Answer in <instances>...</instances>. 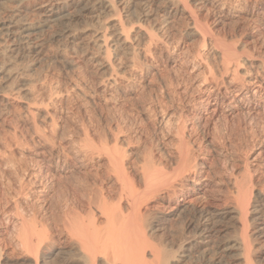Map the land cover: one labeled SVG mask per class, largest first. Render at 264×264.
<instances>
[{
	"label": "bare ground",
	"instance_id": "1",
	"mask_svg": "<svg viewBox=\"0 0 264 264\" xmlns=\"http://www.w3.org/2000/svg\"><path fill=\"white\" fill-rule=\"evenodd\" d=\"M212 14L263 33L264 0H0V80L9 82L0 84V122L10 120L16 108L4 93H11L15 81L26 87L35 63L50 53L64 69L92 66L107 73L97 83L104 103L116 99L124 82L134 78L137 58L157 77L159 71L148 59L153 55L150 45L161 39L167 50L162 39L174 30L200 38L204 48L186 56L181 67L180 59L169 63L194 78L200 69L211 76L209 82L194 85L206 95L204 114L150 109L142 128L133 122L135 128L130 127L128 115L121 112L119 120L76 124L66 134L50 125L57 111L41 113L30 103L17 105L23 117L36 120L42 115L44 120L43 125L32 122L38 140L25 142L40 144V150L24 155L22 164L9 163L15 184L10 179L6 186L0 184V264H264V180L251 185L245 179L258 153L243 161L245 175L239 180L232 176L227 150L219 153L222 163L215 172L210 165L218 152L201 160L205 149L195 143L199 120L253 115L258 109L245 102L248 94L263 98L264 111V73L249 68L238 72L237 64L246 65L248 57L240 58L232 48L206 50L213 44L203 34ZM233 35L225 38L232 40ZM250 36L245 52L258 50L264 57V34L260 42L259 34ZM215 54L221 59L219 68L209 60ZM67 83L79 90L78 82L68 78ZM220 95H231L222 109ZM47 122L50 132L43 130ZM139 141L144 145L141 157L132 145ZM3 163L2 168L7 166ZM202 168L207 177L219 173V181L229 186L226 193L210 195L209 178L201 180ZM198 189L204 200L199 201ZM193 192L197 196L190 198Z\"/></svg>",
	"mask_w": 264,
	"mask_h": 264
},
{
	"label": "rangeland",
	"instance_id": "2",
	"mask_svg": "<svg viewBox=\"0 0 264 264\" xmlns=\"http://www.w3.org/2000/svg\"><path fill=\"white\" fill-rule=\"evenodd\" d=\"M209 21H210L208 24L209 29L208 28L205 29L204 33H203L204 36L207 39H210L213 43L212 45H209L210 47L209 46L208 47L206 46L207 48L205 47L208 52L212 51L213 50L212 48H216V49L220 50L222 46L232 48L235 50L236 54L238 53V56L240 54V56H239L240 58H242L243 55L245 57H248V59H247L248 62L246 65L240 64L243 67H241L239 64H237L238 70H239L238 72H241L242 69H244V68L245 69L249 68L251 73H256V72H257V74L258 73H264L263 72L264 71V57H262V54L260 53L261 55H259V53H257L258 50L250 51L251 53H249V54H247L245 52V50L247 49V47L251 43V36L250 35L251 34L253 35V33L259 34V36H257V37H258V40L260 38V40H259V42H260L261 38L263 37L262 35L264 34V30H263L262 35H260L261 34L260 32L258 33V31H256L252 26H249V25L246 27H242L244 29L243 30L242 28H240L241 27L240 25H242L241 21H239V20L235 21V19H234V21L232 22L229 19H224L223 17L219 16V14H212L210 16ZM174 31H172L170 33L171 35L168 34L169 36L167 35L165 38L162 39V41L166 40L163 42H167L169 44V47L167 50L163 49L164 48L163 44H162L163 48H161V46H160L161 45L160 44L161 39H159L158 41H156L154 43H151V45H150L153 55H156V53L158 54L157 58H155L153 55L150 56L151 58H148L149 61L152 62L156 66L157 71H159V72H157L158 73L157 77L156 76L151 77L150 76L151 73L149 72V70L146 67H143L142 63L137 58L138 60L136 59V62L134 64V67L136 69V71H134V78L128 80V82L125 81L123 84L124 87H122L123 91L118 93L119 94V95L117 94L118 96L116 95V97H117V98L115 97L116 99H114L113 101H110L108 103L103 102V98L101 97V94L98 93L99 89L97 90L98 81L101 80V77L104 78L108 74L105 73V74H107V75H105L102 72V70L97 69V67L87 66L85 69L80 70L78 68L76 70V68L74 66H70V68H69V66H67L64 69L63 67H59L58 65H55V63L52 61L53 59H51V53H50V56L48 55L46 57L47 59L44 58V59L39 60L38 61V63L40 62L39 64L36 62L35 65H36L37 69L34 66V69L31 70L29 78L32 77V79L30 80V82H28V84L29 83L32 84V85L29 84L31 87L34 85L33 86L34 88L29 87L28 84L26 85V87H24L25 85H21L22 83L15 81L16 83L15 82H14L15 84L13 83L14 85H12L13 89L10 91L11 93H9L8 91H7L8 94L4 93L9 98V100L15 105L16 108L14 110L13 115L12 114L10 115V117H11L10 120H6L5 122H0V157L4 160L8 161L7 162V161L2 160L0 162V181L2 182V183L0 182V184H2L3 186H6L7 182H10V181H11L10 183H12L13 185L15 184V179H14L15 175H14L13 169L11 167H10L11 169H8L9 163H11L13 161L14 164H19V163L22 164L24 162V159H25L24 155H28L30 152L40 150V144L37 145V143H36L33 147V146H28L27 144H25V142L27 141V143L31 144L32 141L36 142L38 140L37 135L36 136L34 135L35 129H34V126H32V125L36 121L39 124L43 125L44 119L41 118L42 115H39V116L35 117V119L37 118L36 120H33V118H31V116L27 115V114L24 115V117H26V118L28 117V118L27 119L24 118L22 116L23 115L22 110H19L20 108L18 107L19 105H21V103L22 104L30 103L31 106L41 110L40 111L41 113H43V111H45L46 109L50 110L51 112L53 111L52 113H54V111H57V113L55 112L56 117L54 116V121H53L55 123H50V121L49 120L48 121H49L51 126L53 124L54 125L56 124L57 127H59V128L61 127V130L63 129V132L65 131L66 134L69 132L68 130L71 127H75L76 124H78V126H79L80 124L92 122L93 125L94 124L98 125L100 123H104V121L105 122L108 121L110 118H116L119 120L118 114H121V112H123V113L125 112V114L128 115L129 120L127 122L130 121L129 122L130 124H128L129 126L133 122L132 124L134 126L140 127V123H142L140 128H142L143 123L149 121L148 116L146 115V112L147 111L151 112V110L153 111V109H174V110L176 109L175 111L177 112V110H179L178 112H180V113L181 112L182 113H189L190 112L189 114H191L193 112L192 114H195V115L204 114V111H205V109H204L205 108V99L204 98L206 97V95L202 90H201L202 92L201 91L198 92V90H200V89L198 87H197L198 89L195 88L194 85H195V82L197 80L198 81L199 80L200 81L201 80H207L209 82L210 78H211L210 74L208 73L209 71L203 70L204 72H202L200 69L197 72L198 74L195 73V74H197V76L195 77L196 79H195L193 77V75H189L186 71H184L183 68H180L182 65V60L184 61L186 56L192 54L198 48H204V46H202V42H201V40H199L200 38L199 39L195 38L194 40H192L190 38H186V36L183 35L182 33L181 34L178 32L176 33V31H175L176 34H174ZM231 32L234 33V35H233L234 37L231 36L230 38L233 37L232 40L230 39L229 41H227L228 39H226V38H229V36L232 35ZM244 32H245V34H244ZM182 36H184V37H182ZM223 38L226 39V41ZM262 41H263V38H262ZM221 42H224V44H221ZM227 45H229V46H227ZM180 50H181V53L183 52L182 54L180 53ZM184 52L185 53L188 52V53L185 54ZM159 53H160V55H159ZM183 55H184V57H183L184 59L181 57ZM169 59H171V60L175 59L177 61L180 59L178 61V63L181 61V64L179 63L180 67L172 66L168 61ZM203 60L204 59L200 60L199 62L207 64L208 61L211 60V64L213 66L215 65V67L217 66L218 68H219V65L221 64V59H219V56L217 54L214 55V58L211 56L208 61L207 60L203 61ZM138 61L141 63V65H140L141 67H139L138 64H140V63ZM205 61H207V63H205ZM230 72L231 71L229 70L227 73L229 76H230ZM244 76L246 77V75H244ZM68 78L72 79L73 81H76V83L77 82L79 83V84L77 83L78 84L77 86L79 89L78 91L76 90L77 88L74 89V86L71 87L68 85V83H67ZM190 78H192V79H190ZM5 83L6 82H3L0 80L1 85H3L4 87L8 86L9 82H7V84H5ZM17 86H18V88H17ZM23 87H24V89H23ZM6 88H4V90ZM27 89H29L31 92ZM15 90H16V92H15ZM94 90H96V91H94ZM12 91L14 92L13 94H12ZM27 91H29V92H27ZM75 91H77V92H75ZM85 91H86V93H85ZM23 92L24 93L25 92L30 93V94L25 95ZM109 92L110 91H108L107 94H109ZM230 96L231 95H227L226 97L221 96V95L219 96L218 103L220 105L219 106L220 109H222L224 107V105L226 104V102L228 101V98ZM259 97L260 96L252 97L251 94H248V97L244 98V100H245V102H247V104H253L254 103L257 105L256 109H258L257 110L258 112L256 111L253 115L239 114L236 116L235 115L232 116L233 118L231 116H226V117H224L225 119L223 118L224 120H222V119H220L221 121L220 120H217V121L214 120V122H211V123L210 122L203 123L202 120H199V123H200L199 125H201V126L200 127L198 126V128H199L198 130L200 132L196 131L197 134H196V132H195L196 135L194 134V138L196 139L195 143L200 144V146H203V149H205L203 151V154H200L199 158L201 160H203V158H205L206 156H207L206 158H208V157L212 158L218 152V154L216 156V160L214 159V164L210 165L211 170H214L216 172L218 170V167H216V166H219L220 163H222V158L219 156V153L221 151L227 150L226 151L227 153L226 152L225 153L227 154V157H228L229 162L231 163V166L233 169L232 170V173H233L232 176L234 177V174H235L236 178L239 180L243 179L242 177H244V175H245L244 170H243L244 169V162L243 161H245V159L248 156L250 157L249 160H252L253 157L258 153L255 156L256 158L250 162L251 168H248L249 172H248V174H246V178H245L246 181L247 180L249 181L251 179L250 180L251 185H256V183L258 181L261 182L264 180V111L261 110L262 109L261 106H263V102L261 101L260 98H262V97H260V98ZM65 98H66V100H65ZM50 101H52V102H50ZM114 109L116 112L114 111ZM123 109H125V111H123ZM19 111L21 112V114L19 113ZM262 111H263V113H262ZM143 112L145 114H143ZM89 114L91 117L89 116ZM99 114H101V116ZM111 115H112V117H111ZM88 116L90 117L91 120L89 119ZM113 116H115V117H113ZM242 116H244V117H242ZM10 117H8V119ZM108 117H110V118H108ZM141 117H143V118H141ZM189 118H187V121L191 120ZM38 119L39 120L43 119V120L39 121ZM244 121H245V123H243ZM14 122H16V123H14ZM49 123L47 122L44 124L45 126H44L43 130L50 132V130L52 128L50 125H47ZM136 123H138V124H136ZM133 125H131L130 127L135 128ZM78 126H76V127H78ZM71 129H70V131H71ZM13 132L15 134H13ZM14 135H15V137H14ZM134 137H135V135H133L132 138H134ZM33 138H35V139H33ZM31 139H33V140H31ZM200 139H202L205 142L203 143V141ZM29 140H30V142H29ZM135 140H136V137H135ZM135 140L133 139V141H135ZM23 141H24V144L22 145ZM7 142H8V144L11 143V146H9L11 149L8 146H5V147L2 146V144L4 145V143H7ZM17 142L18 143L20 142L21 144H18ZM139 142H140V144H138V142H132V145L135 147L138 146L136 148H138V153H139V156L141 157V154L143 153L142 150L144 149V145L142 144L141 141H139ZM12 144H14L15 147H17V148H15L14 145H12ZM17 144L19 145V148H18ZM24 145H26L28 147H26ZM210 145H212V146H210ZM22 146H24L25 148ZM140 146H142V149ZM22 148H24V150ZM27 148H29L30 150ZM4 149H5V151H4ZM12 149H13V151H12ZM206 149H208V150L206 151ZM8 152L11 154L10 155L11 158L9 157ZM251 155H252V157H251ZM6 156H7V158H6ZM8 159L9 160L12 159V160L9 161ZM22 160H23V162H22ZM3 162L7 163L6 164L7 166L3 167L4 169L2 168V166L5 165V163H3ZM5 168H6V170H5ZM204 169L205 168H202V170H201L202 175L204 174V172H203ZM204 175L201 177L202 178L203 177L209 178V180H210L209 183H210V188L212 190L210 195L220 197V195H223L229 189V186L226 188V182L222 181L221 179L219 181V176H220L219 173H215V174L212 173V177H207L206 174H204ZM226 175H229V174H226ZM208 176H209V174H208ZM213 176H215L216 178L218 177V178L216 179ZM232 176H231V178H232ZM202 178H201V180H204V178L203 179ZM210 178H212V179H210ZM9 179H10V181H9ZM188 185H191V183ZM183 188H184L183 190H186L185 187H183ZM197 191H199L197 195L200 196V194H202L200 189H198ZM212 193L213 194L215 193V194L213 195ZM188 195L190 198H195L197 196L196 193H194V192L190 193ZM202 196L199 197V201H200V198H201V200L202 199L204 200V197L202 198Z\"/></svg>",
	"mask_w": 264,
	"mask_h": 264
}]
</instances>
